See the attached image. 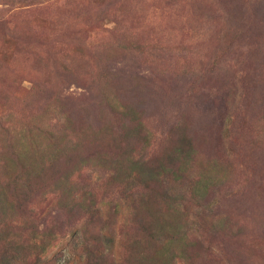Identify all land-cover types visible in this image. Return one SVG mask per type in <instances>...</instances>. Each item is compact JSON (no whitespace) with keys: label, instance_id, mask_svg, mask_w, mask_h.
<instances>
[{"label":"rangeland","instance_id":"obj_1","mask_svg":"<svg viewBox=\"0 0 264 264\" xmlns=\"http://www.w3.org/2000/svg\"><path fill=\"white\" fill-rule=\"evenodd\" d=\"M0 264H264V0H0Z\"/></svg>","mask_w":264,"mask_h":264}]
</instances>
